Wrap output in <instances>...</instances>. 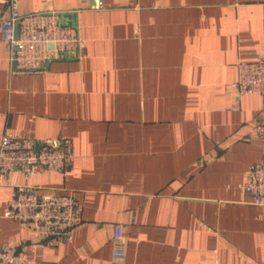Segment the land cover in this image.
<instances>
[{
    "label": "crops",
    "instance_id": "obj_1",
    "mask_svg": "<svg viewBox=\"0 0 264 264\" xmlns=\"http://www.w3.org/2000/svg\"><path fill=\"white\" fill-rule=\"evenodd\" d=\"M19 11L59 15L82 46L16 71L0 37V142L69 141L74 157L64 173L0 182V246H29L26 264H264V208L242 189L264 161L253 130L264 98L231 89L237 63L264 55V0H21ZM17 185L73 196L72 237L40 246L6 218Z\"/></svg>",
    "mask_w": 264,
    "mask_h": 264
},
{
    "label": "built area",
    "instance_id": "obj_2",
    "mask_svg": "<svg viewBox=\"0 0 264 264\" xmlns=\"http://www.w3.org/2000/svg\"><path fill=\"white\" fill-rule=\"evenodd\" d=\"M21 0H0V37L10 50L12 68L16 71H38L51 61L80 54L79 28L64 24L54 13L21 14ZM238 97L258 94L264 98V55L256 54L249 62L237 63V76L231 84ZM254 135L264 142V117L254 123ZM69 141L57 145L38 143L30 138L4 137L0 142V182L8 173L29 175L39 167L44 171L64 173L73 159ZM242 189L252 197L255 206L264 208V161L251 165L244 174ZM22 226H30L43 246L48 239H70L81 224L78 202L69 194L52 192L38 195L35 188L15 186L4 213ZM113 257L123 258L122 227H113ZM36 246V244H35ZM25 246H0V264H26Z\"/></svg>",
    "mask_w": 264,
    "mask_h": 264
}]
</instances>
